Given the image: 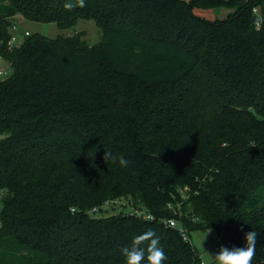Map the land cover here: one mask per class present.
Returning a JSON list of instances; mask_svg holds the SVG:
<instances>
[{"label":"trees","instance_id":"trees-1","mask_svg":"<svg viewBox=\"0 0 264 264\" xmlns=\"http://www.w3.org/2000/svg\"><path fill=\"white\" fill-rule=\"evenodd\" d=\"M0 67V264H205L209 229L264 264V0H0Z\"/></svg>","mask_w":264,"mask_h":264},{"label":"clouds","instance_id":"clouds-1","mask_svg":"<svg viewBox=\"0 0 264 264\" xmlns=\"http://www.w3.org/2000/svg\"><path fill=\"white\" fill-rule=\"evenodd\" d=\"M80 3L82 5L83 0H80ZM73 6L71 3L66 4L68 8ZM119 164L127 166L128 161L121 156ZM256 239L257 233L252 230L245 233V246L229 248L222 245L215 254L214 264H253ZM145 241H147L146 246L144 245ZM121 251L126 264H164L167 259L165 251L160 246L159 237L152 231L134 237L131 246L123 247Z\"/></svg>","mask_w":264,"mask_h":264},{"label":"rangeland","instance_id":"rangeland-1","mask_svg":"<svg viewBox=\"0 0 264 264\" xmlns=\"http://www.w3.org/2000/svg\"><path fill=\"white\" fill-rule=\"evenodd\" d=\"M228 12L226 9L221 8L219 16H224ZM18 35L19 38L24 37V32L29 30L31 33L40 31L48 36H56L64 30L57 27L55 23H45L27 20L21 18L18 22ZM75 30H80L84 32L85 39L89 43H95L101 39L102 30L96 24L93 19H80L74 28L68 29L67 31L74 32ZM116 203L113 205L115 206ZM119 205V204H118ZM192 243L201 252L202 261L205 264H214L215 254L220 250V247L226 246L217 236L214 229L203 230H193L190 233ZM227 247V246H226Z\"/></svg>","mask_w":264,"mask_h":264},{"label":"built area","instance_id":"built-area-1","mask_svg":"<svg viewBox=\"0 0 264 264\" xmlns=\"http://www.w3.org/2000/svg\"><path fill=\"white\" fill-rule=\"evenodd\" d=\"M254 10L256 11V8H255ZM12 29H13V31L15 32V31H17V30L19 29V27H18L17 24H15V25L12 26ZM17 34H18V33H17ZM17 34H16V33L13 34L12 38H11L10 41H9V45L14 44L15 41L18 39V35H17ZM24 34H25V35H29V34H30V31H29V30H26V31L24 32ZM4 72H5L4 69H3L2 67H0V75H3ZM140 213H142V212L139 211V214H140ZM147 217H149L150 219H153V216H149V215H147ZM165 222H167V223H168L170 226H172V227H175L176 224H177V220H176L175 218H168L167 220H165ZM181 233H182V235H183V238H184L185 240H188L187 232H181Z\"/></svg>","mask_w":264,"mask_h":264},{"label":"water","instance_id":"water-1","mask_svg":"<svg viewBox=\"0 0 264 264\" xmlns=\"http://www.w3.org/2000/svg\"><path fill=\"white\" fill-rule=\"evenodd\" d=\"M256 20L259 21L260 20V17H257Z\"/></svg>","mask_w":264,"mask_h":264}]
</instances>
